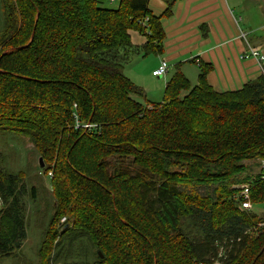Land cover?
<instances>
[{"label":"trees","instance_id":"obj_1","mask_svg":"<svg viewBox=\"0 0 264 264\" xmlns=\"http://www.w3.org/2000/svg\"><path fill=\"white\" fill-rule=\"evenodd\" d=\"M0 12V133L38 151L50 223L71 224L55 230L50 264H264V221L238 200L245 181L264 202V73L217 91L200 62L195 83L176 72L143 105L124 65L163 50L148 0H0ZM246 161L259 171L238 178ZM26 195L36 188L0 166V257L27 237ZM78 242L82 262L69 258Z\"/></svg>","mask_w":264,"mask_h":264},{"label":"crops","instance_id":"obj_2","mask_svg":"<svg viewBox=\"0 0 264 264\" xmlns=\"http://www.w3.org/2000/svg\"><path fill=\"white\" fill-rule=\"evenodd\" d=\"M148 8L161 16L163 50L155 56L157 65L170 64L166 80L181 72L195 83L200 62L210 65L206 80L217 91L238 89L264 73V60L244 54L248 47L264 54V24L254 28L255 17H264L262 0H148ZM130 37L135 45L146 42L135 30ZM125 75L136 81L131 70Z\"/></svg>","mask_w":264,"mask_h":264},{"label":"rangeland","instance_id":"obj_3","mask_svg":"<svg viewBox=\"0 0 264 264\" xmlns=\"http://www.w3.org/2000/svg\"><path fill=\"white\" fill-rule=\"evenodd\" d=\"M262 1L264 3V0ZM261 24H264V17L256 16L254 19V28H257ZM156 63L155 53L151 52L144 56L141 54L133 55L124 65V73L128 74V71L131 70L136 74L134 76L136 81L134 82L144 90V96L139 98L143 105H147L148 102H161L164 97L166 77L163 75H152V70L158 67ZM169 68L170 64L168 65V70ZM6 133H0V166L5 172L17 173L28 189L34 186L36 188V197L32 199L29 195H26L23 198L27 229L26 239L20 250H15L10 256L0 257V264H37L38 261L41 264H50V254L57 241V237H53L55 230L59 233L65 228L71 227V224L65 223L64 218H61L58 222L55 220L53 224L50 223V220L53 219L54 204L50 179L51 174L43 168L44 166L40 167V154L22 134L15 130H11L10 132L6 131ZM258 171L259 165L257 162L246 161L244 170L237 177L241 178L247 174L254 175ZM113 182L111 184L113 187L120 192H126L124 194L126 198L131 197V193L127 191L129 188L128 183L121 179L114 180ZM244 183L245 181L238 184L239 187ZM246 210L256 215L257 223L262 220L264 221V202L252 203V207ZM57 233L56 236L58 235ZM44 236L46 237L44 240L46 243L43 248V253L41 256H38L37 252ZM78 243H74V248L70 252L71 257L69 258L75 259V262H82L84 260L76 256L81 253L79 249L80 242ZM48 248L51 249L50 252L45 251ZM63 249H65L64 252L67 251L65 245ZM53 252L56 251L53 250ZM67 253L69 254L68 251ZM89 259L90 262L95 261L94 257H89Z\"/></svg>","mask_w":264,"mask_h":264},{"label":"built area","instance_id":"obj_4","mask_svg":"<svg viewBox=\"0 0 264 264\" xmlns=\"http://www.w3.org/2000/svg\"><path fill=\"white\" fill-rule=\"evenodd\" d=\"M244 36V35H243ZM246 57L255 58L258 63L264 60V54L259 48L248 47L244 52ZM168 71V63L166 60H161L158 67L152 71L153 76L165 75ZM260 165L264 167V160H261ZM251 187L249 183L242 184L240 186L238 200L241 208L249 209L252 207V202L250 200Z\"/></svg>","mask_w":264,"mask_h":264},{"label":"water","instance_id":"obj_5","mask_svg":"<svg viewBox=\"0 0 264 264\" xmlns=\"http://www.w3.org/2000/svg\"><path fill=\"white\" fill-rule=\"evenodd\" d=\"M39 165H40V167H42V166H43V162H42V159H41V157L39 158Z\"/></svg>","mask_w":264,"mask_h":264}]
</instances>
